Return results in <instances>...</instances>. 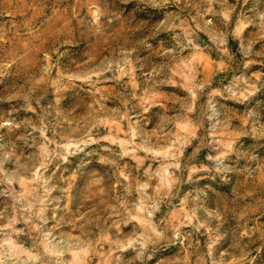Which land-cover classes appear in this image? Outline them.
Here are the masks:
<instances>
[{
    "label": "rangeland",
    "instance_id": "1",
    "mask_svg": "<svg viewBox=\"0 0 264 264\" xmlns=\"http://www.w3.org/2000/svg\"><path fill=\"white\" fill-rule=\"evenodd\" d=\"M0 264H264V0H0Z\"/></svg>",
    "mask_w": 264,
    "mask_h": 264
}]
</instances>
